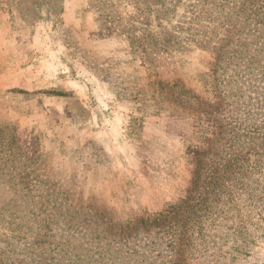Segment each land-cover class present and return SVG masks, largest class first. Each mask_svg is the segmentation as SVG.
Returning a JSON list of instances; mask_svg holds the SVG:
<instances>
[{
  "label": "rangeland",
  "instance_id": "1",
  "mask_svg": "<svg viewBox=\"0 0 264 264\" xmlns=\"http://www.w3.org/2000/svg\"><path fill=\"white\" fill-rule=\"evenodd\" d=\"M227 5L0 0V264H264L260 211L242 202L178 248L161 228H111L186 194L195 122L152 95L158 81L223 121L248 110L264 122V80L246 76L264 53L230 56L236 12L215 61Z\"/></svg>",
  "mask_w": 264,
  "mask_h": 264
},
{
  "label": "trees",
  "instance_id": "2",
  "mask_svg": "<svg viewBox=\"0 0 264 264\" xmlns=\"http://www.w3.org/2000/svg\"><path fill=\"white\" fill-rule=\"evenodd\" d=\"M223 1L228 4L229 22L225 36L220 39L223 42L216 47L215 61L222 58L223 44L230 41L232 31L237 27V23L230 21L235 12L244 23L238 24L240 34L230 56L245 62L249 55L242 57L240 54L248 52V48L264 53V0ZM261 64H264V56L248 61L253 70L246 74L249 80L255 83L264 80V65ZM154 82L149 80L148 85ZM156 84L158 88H152V95L161 96L172 107L171 111L188 114L195 122L192 141L183 152L188 157V174L191 173L186 194L155 213L147 214L139 207L124 212L113 222L112 230L121 233L137 226L161 228L170 243L175 242L178 248L184 241H193L202 235L204 220L212 218L215 211L219 217L221 212L229 210L230 203L242 202L260 211L258 222L260 231L264 232V122L253 119L248 110L239 115L240 121L232 116L223 121L199 106H191L183 97L186 90L181 91L176 81H158ZM262 94L264 92L259 93V102ZM234 231L237 238L247 234L242 226H237ZM189 247L183 252L175 251L173 262L182 258Z\"/></svg>",
  "mask_w": 264,
  "mask_h": 264
}]
</instances>
